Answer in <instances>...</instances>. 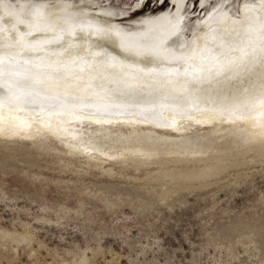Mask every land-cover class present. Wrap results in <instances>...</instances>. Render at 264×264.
Returning <instances> with one entry per match:
<instances>
[{
  "label": "rangeland",
  "instance_id": "374dc122",
  "mask_svg": "<svg viewBox=\"0 0 264 264\" xmlns=\"http://www.w3.org/2000/svg\"><path fill=\"white\" fill-rule=\"evenodd\" d=\"M39 8L43 23L40 36L35 37L66 34L73 21L78 37L64 36L34 55L17 54L12 43L0 42V59L71 68L110 66L117 61L147 73L164 69L194 74L206 73L204 69L211 65L228 66L247 43L250 48L264 43V0H0V19L11 23L16 14L26 19ZM177 14L181 18L179 30L169 35L163 28ZM93 24H109L130 36L134 39L130 48H125L126 42L115 45L89 35L87 29ZM160 49L169 61L159 58ZM228 124L232 123L222 125ZM244 126L238 127L240 133L250 125ZM142 128L141 133L153 140L175 133L155 124ZM194 132L208 143L231 138L222 131L212 134V127L203 123L192 127L189 135ZM259 137L254 134L244 140L251 144ZM10 140H0V228L21 231L23 222L39 240L30 245L9 240L6 251L0 246V253L12 258L11 264H53L55 257L69 261V250L84 251L88 246L91 249L86 252L95 264H264V153L255 159L248 157L245 166L225 171L210 185L183 190L163 203L143 188L154 167L136 169L95 155L89 165L87 158L72 159V166L59 174L54 157L67 161L68 156L44 152L42 143L47 142L35 138L16 136ZM25 159L36 161V166L30 167ZM54 175L68 183L57 180L63 188L55 186L50 182ZM77 179L104 188L111 184L115 187L111 189L148 198L153 207L136 210L127 204L107 211L101 208V201L90 198L91 190L66 195ZM77 198L88 201L92 213L63 219L62 224L39 220L45 216V202L66 199V204L73 206ZM0 264H9L8 259Z\"/></svg>",
  "mask_w": 264,
  "mask_h": 264
},
{
  "label": "bare ground",
  "instance_id": "6f19581e",
  "mask_svg": "<svg viewBox=\"0 0 264 264\" xmlns=\"http://www.w3.org/2000/svg\"><path fill=\"white\" fill-rule=\"evenodd\" d=\"M41 14L39 8L26 19L17 14L11 23L0 19V42L8 46L12 43L17 54L34 55L64 36L78 37L75 21L66 34L35 37L41 34ZM180 24L172 21L163 30L169 35L177 33ZM87 31L89 35L115 45L126 42L125 48L134 40L109 24H93ZM248 44L241 47L242 52L230 64L228 61V66L211 65L204 69L208 73L194 74L164 69L147 73L117 61L110 66L71 68L0 59V140L9 143L18 136L47 142L46 145L42 143L44 152L57 151L69 157L70 161L61 156L54 157L53 163L59 166V174L72 166V159L87 158L89 165L95 155L99 156L97 159L120 160L136 169L154 167V172L147 178L149 183L143 188L149 195L156 194L155 201L169 202L174 194L210 185L225 171L245 166L248 157L255 159L263 155L264 43L252 48ZM161 51L158 57L169 61ZM90 60L91 65L95 64L93 58ZM214 60L217 62V55ZM200 113L208 114L199 116ZM241 119H244L243 123L239 122ZM199 123L210 125L212 134L222 131L231 138L208 143L196 132L189 135V130ZM223 123L232 124L223 126ZM154 124L175 133L159 140L141 133L142 125ZM244 124L250 126L240 133L238 127H246ZM254 134L260 136L258 140L246 144L244 137ZM227 158L228 163L225 162ZM25 160L30 167L36 166V161ZM57 180L68 183L55 175L50 182L60 188ZM71 183H74L73 190L66 187L69 189L66 195L75 196L74 190L83 194L91 190L90 198L101 201V208L107 211L127 204L136 210L153 207L148 198L111 189L115 188L111 184L105 188L92 183L91 186L81 179ZM65 200L45 202L43 214L46 217L42 215L39 220L62 224L63 219L92 213L93 209L83 198H77V204L73 206H68ZM37 238L23 222L21 231L0 228L3 251L10 248L6 245L9 240L30 245L39 241ZM89 249L88 246L84 251L81 248L69 250V261L55 257L53 264H95L86 252ZM4 258L12 263V258L1 252L0 261Z\"/></svg>",
  "mask_w": 264,
  "mask_h": 264
},
{
  "label": "flooded vegetation",
  "instance_id": "af4514ba",
  "mask_svg": "<svg viewBox=\"0 0 264 264\" xmlns=\"http://www.w3.org/2000/svg\"><path fill=\"white\" fill-rule=\"evenodd\" d=\"M183 3H184V2H183ZM183 3H181V4H183ZM181 4H180V7H179L180 9H181V7H182ZM180 19H181L180 16L177 14L176 19H175L174 21H177L178 23H180V22H179ZM171 22H172V21H171Z\"/></svg>",
  "mask_w": 264,
  "mask_h": 264
}]
</instances>
